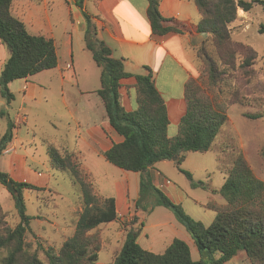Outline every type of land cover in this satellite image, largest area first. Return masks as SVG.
I'll list each match as a JSON object with an SVG mask.
<instances>
[{
    "label": "trees",
    "instance_id": "trees-1",
    "mask_svg": "<svg viewBox=\"0 0 264 264\" xmlns=\"http://www.w3.org/2000/svg\"><path fill=\"white\" fill-rule=\"evenodd\" d=\"M201 19L198 33L208 34V42L197 49V57L204 63L202 76L210 87H216L221 78V65L230 66L227 56L239 53L243 64L250 65L248 49L235 45L231 40L230 25L238 18V11L250 12L254 5L264 7L263 0H192ZM14 0H0V42L10 55L0 73V93L10 104L15 96L9 85L17 80L28 79L43 71L56 69L58 54L55 42L44 35L31 34L25 23L12 14ZM85 0H75L86 20L85 42L95 63L101 70V87L96 91L106 110L112 128L123 137L121 143L114 144L103 152L104 158L112 165L129 172L147 173L141 180L140 198L135 203L136 210L147 209L150 200L154 206H162L175 215L194 241L201 260L192 258L189 245L174 239L163 253L144 249L137 241V232L129 230L123 247L111 264H206L203 258H211L212 264H226L244 252L250 264H264V181L258 178L246 158L239 154L231 165L219 194L223 205L209 206L216 212L214 222L206 227L186 214L181 204L175 203L167 194L153 184L148 173L150 168L162 161H173L181 173L191 182V186L208 190L203 181L194 179L191 172L181 166L188 153H208L226 124L228 116L224 104L214 98L201 95L202 87L198 79H191L185 88L187 110L178 125V133L171 137L168 133L170 120L165 98L159 92L150 68L148 73L133 76L127 72L123 60L113 57L112 50L97 37V29L92 17L85 10ZM148 19L152 33L165 36L170 33L184 34L187 27L174 20L166 19L159 10L160 0H148ZM172 23L171 25H166ZM264 34V26L260 27ZM135 77L137 107L127 111L121 103L122 80ZM3 115V113L1 114ZM248 118H261V115ZM14 124L0 137V159L9 144L14 141ZM50 163L55 170L71 173L74 183L81 189L83 209L78 213L75 232L57 251L40 245L32 252L33 244L28 242L31 222L35 218L27 213L25 190H40L28 183L13 180L1 169L0 184L8 186L12 182L16 193H12L15 209L20 218L15 228L0 231V255L5 253L1 264H45L39 259V251L45 253L47 264H97L102 249L101 239L91 233L102 224L118 220L116 199L102 197L95 193L92 184L76 162L73 151L66 148H49ZM148 212V213H150ZM136 220V218H134ZM220 255L218 259L214 256Z\"/></svg>",
    "mask_w": 264,
    "mask_h": 264
},
{
    "label": "rangeland",
    "instance_id": "rangeland-1",
    "mask_svg": "<svg viewBox=\"0 0 264 264\" xmlns=\"http://www.w3.org/2000/svg\"><path fill=\"white\" fill-rule=\"evenodd\" d=\"M74 3L75 0H49L48 5L40 2V9L34 12V23L29 26L33 35L51 37L50 33H53L59 69L43 71L38 76L29 78L27 93L23 80L14 82L10 88L15 100L10 104L0 93V137L11 122L15 128L20 126V133H15V128L13 130L15 135L17 134V144H9L0 159L1 169L4 172L10 171L9 175L15 181L28 182L40 188L24 191L27 213L35 218L31 222L32 230L28 235V242L33 244L32 252L40 244L45 249L54 248L58 251L74 234L78 213L83 209L81 189L74 183L71 173L55 170L50 163L49 148L53 146L77 151H73L75 160L80 164L96 194L114 198L116 193L124 195V192L128 191L127 197L132 204V211L124 214L122 209L118 208L117 221L102 224L91 232L101 239L102 244L97 264H111L114 261L123 247L127 232L131 229L137 232V241L146 250L163 253L167 246L178 238L189 245L193 260L199 261L201 256L194 241L172 211L162 206H154L150 212V200L143 203L147 205V209L144 206L139 211L136 210L135 203L140 198L141 180L147 173L129 172L110 164L104 156L97 153L96 144L88 143L85 133L82 132L83 128L77 127L74 113L76 100L81 93L77 79L79 82L89 80V85L98 89L101 86V70L93 60L92 53L86 49V20L82 10ZM69 7H72L73 14H70ZM85 10L87 13H93L94 4L90 0L86 2ZM262 25L264 26L263 6L254 5L250 12L238 11L237 20L229 27L231 40L233 44L243 45L249 50L247 56L250 58V65H242L243 57L246 56L238 54L239 51L235 53L234 59L230 54L227 58L234 66L231 68V65H221V78L216 87L208 85L206 76H202L201 72L204 63L197 54L195 56L197 76L194 79H198L201 84V95L216 99L218 104H224L228 116L213 149L208 153H188L181 166L191 172L195 180L205 182L209 189H194L188 178L172 161L159 162L148 171L153 178V184L156 182L155 186L160 190L161 186L154 178L156 173L162 175V185L175 186L177 194L169 192L168 197L181 204L186 214L206 227L216 218V212L208 207L225 203V200L212 190L223 186L233 160L239 154L246 158L255 175L264 181V34L260 33ZM209 38L204 42H208ZM71 53L75 59L76 71L68 68V64H71ZM62 75L66 78L65 83L61 81ZM94 102L91 100L81 104L80 109L90 107ZM247 115L262 117L253 119ZM83 119L88 121L93 118ZM14 122H18V125ZM177 133L173 128L169 129L171 137ZM13 154L24 155L27 159L15 163L14 170L12 167L10 170L9 157ZM88 170L93 172L92 177ZM19 222L12 193L8 186L0 184V231L15 228ZM4 255L5 253L0 255V264ZM38 255L45 264L48 263L42 249ZM219 256L214 257L218 259ZM203 261L212 264L211 258L205 257ZM226 264L250 262L246 254L240 252Z\"/></svg>",
    "mask_w": 264,
    "mask_h": 264
},
{
    "label": "crops",
    "instance_id": "crops-1",
    "mask_svg": "<svg viewBox=\"0 0 264 264\" xmlns=\"http://www.w3.org/2000/svg\"><path fill=\"white\" fill-rule=\"evenodd\" d=\"M88 1L85 0V6ZM40 2L48 5L49 0H14L13 2L12 14L25 23L28 31L29 26H32L35 20L33 19L34 12L40 9ZM90 2L94 4V11L88 14H90L96 26L97 37L112 50L114 58L123 60L126 71L133 76L148 73L146 67L152 70L156 87L166 101L170 120L169 129L173 128L175 132H178V125L187 110L186 84L197 76L195 66L196 49L208 38V34L197 32V25L201 16L193 1L160 0L159 10L162 16L166 19L180 22L187 27V31L184 34L170 33L165 36H158L152 33L148 19V0H90ZM69 12L73 14L72 7H69ZM169 24L171 25L172 23H167L166 25ZM50 34L51 37L47 38L54 40L53 33ZM9 55V51L0 42V73ZM69 65L70 67L68 68L76 71V63L72 53L71 64ZM57 69H59V64L53 70ZM39 74L32 77H36ZM29 78L23 79L25 93H27L30 86ZM61 81L62 83L66 81L63 75ZM77 81L81 88L80 97L76 100V111L74 113L77 127L79 129L83 128L82 132L85 133L88 143L96 144L98 146L97 148L95 147L97 153L102 155L114 144L121 143L123 137L109 123L104 105L96 94V91L100 88L91 87L89 85L90 81L86 79L84 82H79L78 79ZM135 84V77L122 80L120 89L121 103L127 111H133L137 107ZM91 100L95 101L92 106L80 109L81 104L91 102ZM84 117L93 119L84 121ZM14 123L18 125V122ZM15 133H20V126H16ZM16 137L17 134L12 144H17ZM9 158L8 169L10 170L11 167L14 170L13 166L15 163L18 164L27 159L24 155L19 154L10 155ZM165 162L167 161H162L161 163ZM6 173L9 174L10 171ZM88 174L91 177L93 176V172L91 173L89 170ZM161 176L160 173L154 174V178L159 182L161 189L166 194L169 192L177 194L178 190L175 186L165 187V185H162ZM155 185H157L156 182ZM127 192L125 191L124 195L116 193V197H114L117 210L118 208L122 209L124 214L132 211V204L129 203Z\"/></svg>",
    "mask_w": 264,
    "mask_h": 264
},
{
    "label": "water",
    "instance_id": "water-1",
    "mask_svg": "<svg viewBox=\"0 0 264 264\" xmlns=\"http://www.w3.org/2000/svg\"><path fill=\"white\" fill-rule=\"evenodd\" d=\"M8 188H9V191H10L11 193H16V190H15V188H14L12 182H9V183H8Z\"/></svg>",
    "mask_w": 264,
    "mask_h": 264
}]
</instances>
